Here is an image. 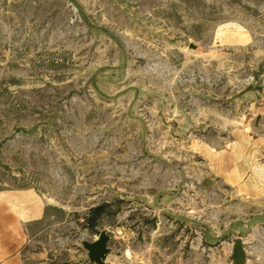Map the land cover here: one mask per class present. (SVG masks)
<instances>
[{
  "label": "rangeland",
  "instance_id": "rangeland-1",
  "mask_svg": "<svg viewBox=\"0 0 264 264\" xmlns=\"http://www.w3.org/2000/svg\"><path fill=\"white\" fill-rule=\"evenodd\" d=\"M0 200L16 264H264V0H0Z\"/></svg>",
  "mask_w": 264,
  "mask_h": 264
},
{
  "label": "crops",
  "instance_id": "crops-1",
  "mask_svg": "<svg viewBox=\"0 0 264 264\" xmlns=\"http://www.w3.org/2000/svg\"><path fill=\"white\" fill-rule=\"evenodd\" d=\"M20 220V211L0 200V264H16L15 255L20 248L15 243L20 240ZM15 238L18 240L15 241Z\"/></svg>",
  "mask_w": 264,
  "mask_h": 264
},
{
  "label": "water",
  "instance_id": "water-1",
  "mask_svg": "<svg viewBox=\"0 0 264 264\" xmlns=\"http://www.w3.org/2000/svg\"><path fill=\"white\" fill-rule=\"evenodd\" d=\"M109 237L106 232H102L98 238L92 243H84L83 246L88 251V257L90 261L95 264H105L106 258L109 254L108 248ZM234 263L233 264H245L246 255L244 248V241L242 238H237L234 250Z\"/></svg>",
  "mask_w": 264,
  "mask_h": 264
},
{
  "label": "trees",
  "instance_id": "trees-1",
  "mask_svg": "<svg viewBox=\"0 0 264 264\" xmlns=\"http://www.w3.org/2000/svg\"><path fill=\"white\" fill-rule=\"evenodd\" d=\"M103 207L97 208L94 210V213L96 215V218H94L93 220H91V224H93L95 222V220L97 219V217H99L101 215V212L103 211Z\"/></svg>",
  "mask_w": 264,
  "mask_h": 264
}]
</instances>
